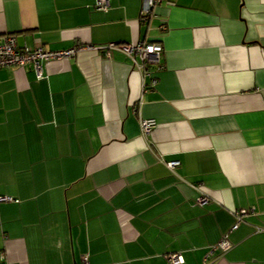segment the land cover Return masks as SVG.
<instances>
[{"label":"crops","instance_id":"obj_1","mask_svg":"<svg viewBox=\"0 0 264 264\" xmlns=\"http://www.w3.org/2000/svg\"><path fill=\"white\" fill-rule=\"evenodd\" d=\"M96 1L0 0V42L162 49L0 69V264H264V0Z\"/></svg>","mask_w":264,"mask_h":264},{"label":"built area","instance_id":"obj_2","mask_svg":"<svg viewBox=\"0 0 264 264\" xmlns=\"http://www.w3.org/2000/svg\"><path fill=\"white\" fill-rule=\"evenodd\" d=\"M161 0H142L140 6V21L149 19L152 9L160 3ZM94 8L99 11H106L109 8V0H97ZM83 50H98L107 58L111 57L113 52H121L132 59L135 65L139 68L145 69L148 65H159L160 53L162 51L160 45L155 43H132L129 45H119L115 43H107L100 46H84L76 45L67 50L51 51L42 46H38L32 50L27 47H19L13 36H6L0 42V69L8 67H30L36 74L37 79L42 77L43 65L52 60H61L75 56L76 53ZM136 58L140 59V64H137ZM155 127L153 119H141L140 129L143 134H148ZM179 162L172 161L167 163V167L171 170L177 166ZM0 201H11L7 197H0ZM208 201L205 195H201L197 199V204L203 206ZM249 210H238L234 212L236 223L232 227L235 229L241 222L243 217ZM231 248V243L227 236H224L216 245L210 246L202 264H211L210 257L215 253H225ZM169 264H183V259L180 254L173 253L167 256ZM82 264H88L87 256L82 257Z\"/></svg>","mask_w":264,"mask_h":264}]
</instances>
